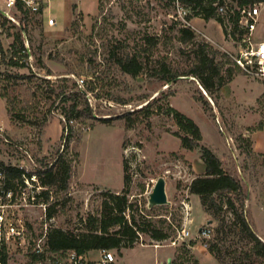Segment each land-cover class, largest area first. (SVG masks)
Wrapping results in <instances>:
<instances>
[{"label":"rangeland","instance_id":"obj_1","mask_svg":"<svg viewBox=\"0 0 264 264\" xmlns=\"http://www.w3.org/2000/svg\"><path fill=\"white\" fill-rule=\"evenodd\" d=\"M225 10L218 11L223 25L215 19L200 17L188 21L201 33H196L197 41L202 39L215 49L236 56L246 45L239 40V34H232ZM260 11L254 41L264 38V6ZM48 17L55 20L53 26L47 25ZM176 17L172 0H44L42 19L28 18L26 67L10 68L0 59V93H5V98L0 97V122L3 121L0 165H22L32 173L50 166L61 155L72 167L67 190L52 191L48 200L49 205L58 203L53 220L45 223L40 209L26 214L32 244L45 227L80 231L87 214L99 213L102 193L118 194L123 190L126 161L131 177L128 200L136 205V219L139 223L151 221L169 236L155 241L140 234L131 248L124 249L122 258L116 250H110L115 257L113 264H166L168 258L171 264H219L207 251L208 242L215 241L216 224L207 225L199 198L189 195L186 189L193 178L203 174L199 147L215 152L223 167L242 180L249 197L245 209L256 232L264 239V79L246 76L238 69L231 82L215 97H209L193 77L164 83L147 76L146 71L132 78L115 70L108 73L99 66L106 62L107 48L117 47V41H126L132 47L140 37L150 35L161 37L152 61L163 59L178 70L186 68L187 57L180 53L186 48L173 39L182 26ZM15 31H3L0 35V47L7 56L13 42L10 34ZM37 57L42 65L37 63ZM91 59H96L95 64ZM93 66L101 75L97 83ZM64 78L67 82L61 81ZM79 79L84 80L81 88L90 81L96 83L87 97L97 117L133 113L132 128L127 129L123 119H114L108 126L98 120H72L67 124L72 128V136L67 139V131L62 134L61 102H54V95L47 100L48 94L36 93L37 98L32 94L36 87L48 92L51 84L71 86ZM160 93L166 95L159 98ZM95 95L97 99L93 98ZM200 95L210 102V107H203ZM169 108L198 126L201 133L198 148L189 151L181 147L180 139L174 135L179 129L173 116L167 114ZM8 110L13 116L25 111V117L35 122L12 120ZM45 117L47 124L43 126ZM239 138L249 141L250 152L242 150V143L239 147ZM159 178L165 181L168 204L149 209L148 194ZM185 221L190 236L172 245ZM206 226L212 229L210 238L197 237ZM229 241L224 247H230L232 240ZM190 243L193 245L189 246ZM157 244L160 247L156 248ZM242 247L236 243L230 251ZM99 251H90L85 256L96 261ZM224 257L230 263L231 257L237 256Z\"/></svg>","mask_w":264,"mask_h":264},{"label":"trees","instance_id":"obj_2","mask_svg":"<svg viewBox=\"0 0 264 264\" xmlns=\"http://www.w3.org/2000/svg\"><path fill=\"white\" fill-rule=\"evenodd\" d=\"M175 0H172L174 2ZM183 8L189 11V20L193 17H200L203 20L215 19L223 25V20L218 16V8H225L232 24V34H240L242 29L238 25L239 12L236 9L252 6L257 3H264V0H177ZM233 12L230 14V12ZM101 13V12H100ZM217 15V17H216ZM20 27L15 26L5 18H0V35L3 31L16 29L10 36L13 42L9 45L8 56L0 47L2 62L10 68L26 67L24 61L28 58L29 50L25 47L22 31L26 32L28 18L26 15L18 17ZM174 30L173 27H171ZM225 32V31H224ZM9 35V34H8ZM199 35V34H198ZM196 32L187 26H181L174 33V38L178 43L184 45L186 49H181L180 53L187 57L186 68L178 70L167 64L165 60L152 61L154 50L161 42V37L143 35L135 41L132 47L125 41H117V47L107 48V59L101 63V69L113 73L112 70L132 78L139 76L144 71L147 76L164 83H172L176 79L186 77L195 78L209 97H215L224 85L231 82L234 75L238 73L228 54L215 49L207 42L197 41ZM225 35H227L225 33ZM33 54V51H30ZM219 58V60H218ZM41 64L40 57L36 58ZM96 59H91V63ZM97 68V67H96ZM92 74H95L96 83L101 79L98 71L93 66ZM97 74V75H96ZM109 75V74H107ZM182 76L183 78H179ZM24 78V77H21ZM13 79V77H7ZM62 82H67L64 78ZM77 82V81H76ZM49 83V82H47ZM96 83L90 81L85 88H81L78 83L71 86L63 83L61 85L51 84L48 92L36 87L33 98H37L36 93L51 100L54 95V102H61L62 134L67 131L66 138L72 136V128L67 125L69 121L85 122L88 120H98L108 126L114 119H123L127 129L132 128L133 120L130 119L133 113L126 112L119 117H97L93 113V107L87 94L94 91ZM38 89V90H37ZM40 89L42 91H40ZM40 91V92H39ZM44 94V95H43ZM166 94L160 93L159 98ZM1 98H5V93H0ZM98 98V95L93 97ZM158 98V99H159ZM199 101L204 108L210 107V102L200 95ZM148 107V106H147ZM23 111V110H21ZM25 111L13 116L8 110V115L12 120H22L32 123L24 115ZM22 114V116H21ZM168 115H172L179 129L174 135L180 139L181 147L192 151L199 146L201 133L198 126L189 118L171 108L167 110ZM21 116V117H20ZM43 126L47 124L46 117L41 122ZM110 126V125H109ZM63 137V135H62ZM243 144V151L250 152V143L247 139L239 138ZM247 150V151H246ZM200 159L203 163V174L196 176L187 185L189 195L197 196L201 208L208 220H212L215 225L213 229L214 242H208L207 251L219 264H264V239H262L254 228L252 218L245 209V202L248 201V192L243 187L242 180L228 168L223 167L220 158L207 147H199ZM7 186H12V182L20 180L22 169L16 166H4ZM71 163H67L60 157L50 166L39 169L35 173L39 182L45 189L41 193V200L48 204V200L53 191H65L68 188V181L71 177ZM126 161L123 162V182L124 187L120 193L104 192L103 199L98 214H87L82 219V229H61L50 226L46 230L43 248L50 252L74 251L78 255H85L94 250H116L121 255V249L131 248L138 240L140 234H147L155 241H162L168 238V234L156 227L151 221L139 223L136 219L137 208L128 200V188L131 177ZM48 204L45 219L49 221L57 214L56 205ZM232 238V239H229ZM234 238L237 240L234 242ZM232 240L230 247L224 244ZM231 242V241H229ZM243 247L238 250L232 249L235 244ZM190 243L189 246H192ZM235 254L231 257L230 263L226 262L227 255ZM174 264V263H173Z\"/></svg>","mask_w":264,"mask_h":264},{"label":"built area","instance_id":"obj_3","mask_svg":"<svg viewBox=\"0 0 264 264\" xmlns=\"http://www.w3.org/2000/svg\"><path fill=\"white\" fill-rule=\"evenodd\" d=\"M174 5L176 18L180 20L182 26L190 27L196 33H200L187 20L188 10L177 0L174 1ZM262 6L264 3L238 9V25L242 29L239 40L246 46L240 48L236 56L228 54L231 61L246 76L257 79H264V38L256 41L253 39ZM43 9L44 0H0V18L7 19L17 27H20L18 21L20 15H26L27 18L40 16L42 19ZM218 11L223 12L224 8L220 7ZM54 24L55 20L48 17L47 25ZM77 83L81 86L84 80L79 79ZM2 125L3 121L0 122V135L3 133ZM18 168L23 170L20 180L12 182V186H7L5 170L0 165V264H113L115 262L110 250H100L96 261H91L85 255H78L74 251H59L53 254L45 250L43 245L46 227L41 237L32 244L29 223L25 219L26 214L40 209L45 223L51 222L53 218L49 221L45 219L48 204L41 200V193L45 188L41 186L37 174L29 173L22 165ZM211 233L212 229L206 226L199 230L197 237L209 239ZM189 236V229L182 227L171 244L175 245ZM155 247L160 245L157 244Z\"/></svg>","mask_w":264,"mask_h":264},{"label":"water","instance_id":"obj_4","mask_svg":"<svg viewBox=\"0 0 264 264\" xmlns=\"http://www.w3.org/2000/svg\"><path fill=\"white\" fill-rule=\"evenodd\" d=\"M22 33L24 37L25 47L28 49L26 34L24 31H22ZM179 78H183V77H179ZM186 78L190 79V77H186ZM200 88L203 94L207 96V93L203 90V88L201 86ZM147 202H148L149 209H151L154 206H161V205L168 204L166 193H165V181L163 178L157 179L151 192L148 194ZM210 224H212V220H209L207 222V225H210ZM166 264H171V260L169 258L167 259Z\"/></svg>","mask_w":264,"mask_h":264},{"label":"crops","instance_id":"obj_5","mask_svg":"<svg viewBox=\"0 0 264 264\" xmlns=\"http://www.w3.org/2000/svg\"><path fill=\"white\" fill-rule=\"evenodd\" d=\"M191 196H192V195H191ZM248 204H249V202H248ZM206 218H207V216H206ZM208 221H209V220H208V218H207V219H206V222H208ZM185 224H186V225H184L185 228H188V227H187L188 224L186 223V221H185ZM124 252H125L124 249L121 250V255H120L121 258H122V255H123ZM159 257H163V255H160ZM121 258H120V259H121ZM210 258H212V257H210Z\"/></svg>","mask_w":264,"mask_h":264}]
</instances>
